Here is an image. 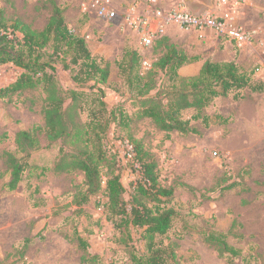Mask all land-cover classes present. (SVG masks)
<instances>
[{"label":"rangeland","instance_id":"obj_1","mask_svg":"<svg viewBox=\"0 0 264 264\" xmlns=\"http://www.w3.org/2000/svg\"><path fill=\"white\" fill-rule=\"evenodd\" d=\"M88 2L0 0V11L8 26L20 21L35 31H43L54 7L58 6L71 32L86 40L91 55L103 65L110 64L111 74L103 86L105 101L110 108L120 106L127 118L124 122L111 123L106 136L107 143L115 146L121 156L119 169L128 189L126 202L131 200L140 170L129 161L131 146L125 139L142 144L156 164L160 184L174 190L167 205L176 212L172 228L167 235L157 238L161 249L175 255L169 264H264V92L251 87L233 90L202 110L203 115L211 118L208 128L202 120H191L196 111L190 109L182 117L191 120L190 125L197 133H167L160 131L150 119L140 117L138 90L129 88L118 67L127 50L143 53L152 64L166 53L167 44H173L192 58L212 62L230 60L231 56L224 53L211 55L204 45L207 37L221 41H230L229 38L220 37L212 30L203 34L179 29L163 34L168 42L145 50L136 33V36L130 33V29L125 32L121 22L99 20L94 7L85 13L82 6ZM148 2L111 0L118 10ZM160 3L171 9L182 5L183 0H160ZM232 16L233 25L255 35L252 44L244 46V50L232 42L238 51L235 61L250 76L252 86L264 85V0H249ZM47 52L51 54L52 49L48 48ZM64 61L68 65L69 58L55 57L51 64L67 109L72 104L68 91L76 89V84L72 79L74 67L68 65L70 69H66ZM22 72L12 64L1 66L0 87L13 84ZM155 80L158 88L170 86L162 73ZM46 98V92L39 86L0 100V264H83L85 255L99 256L102 264H135L134 255L139 258L146 255L140 232L116 228L106 209L104 189L88 203L79 205L86 190L84 174L56 169L63 164L65 155L77 153L81 145L60 140L61 131L49 140L37 131V127L45 126ZM89 104L86 97L78 101L77 123L88 122ZM65 128L70 131L69 126ZM65 128L59 130L66 131ZM22 131L39 133L40 147L20 152L16 135ZM7 154L26 158L28 162L14 191L7 188L11 180ZM127 207L130 209V205ZM211 232L226 234L228 244L241 254L221 256L219 246L205 241ZM79 236L88 241L87 252L79 247Z\"/></svg>","mask_w":264,"mask_h":264},{"label":"trees","instance_id":"obj_2","mask_svg":"<svg viewBox=\"0 0 264 264\" xmlns=\"http://www.w3.org/2000/svg\"><path fill=\"white\" fill-rule=\"evenodd\" d=\"M163 42H168V38L163 36L154 47ZM48 48L52 49L51 54L47 52ZM61 56L69 58L68 65L75 68L72 69V79L76 89L68 91L72 104L67 109L64 108L65 98L57 87L55 68L51 64L55 57L60 59ZM142 60L143 57L138 51L127 50L118 67L129 88L138 90L141 98L140 117L150 119L163 132L197 133L190 125L191 120H202L208 128L211 118L203 115L202 110L214 99L226 97L233 90L247 87L256 92H264V85L252 86L250 76L235 61L217 63L207 60L197 76L181 77L180 69L199 58L189 57L173 44H167L166 53L153 62L146 72H141ZM7 64H12L23 72L13 84L0 87V100L42 86L47 94L44 107L45 126L37 127V131L45 135L47 140L61 131L60 140L81 145L77 153L65 155L63 164L56 168L58 171L77 170L84 174L86 190L81 195L79 205L88 203L93 195L104 189L107 197L106 209L116 228L127 231L137 229L145 242L146 255L141 258L134 255V263L169 264L174 260L175 255L161 249L157 241L158 237L167 235L172 228L176 212L167 205L173 198L174 190L160 184L156 164L150 155L141 143L135 144L129 139H125L133 149V157L129 161L139 166L140 175L133 184L130 202L125 200L128 189L123 184L119 169L121 156L115 146L107 143L106 136L111 123L124 122L127 118L120 106L110 108L105 101L103 86L107 84L111 74L110 64L103 65L91 55L86 40L71 32L65 22L64 13L58 6L54 7L43 31H35L20 21L8 26L3 12L0 11V67ZM64 64L66 69H70L66 61ZM159 73L166 77L170 84L168 88H158L155 78ZM153 91L157 92L152 96ZM81 97L90 100L89 120L83 125L75 121V111ZM190 109H194L196 113L191 120L183 119V112ZM60 126H69L70 131L66 128L67 132L59 130ZM39 133L19 132L16 135L19 151L38 149L41 145ZM6 163L11 172L7 188L14 191L22 181L28 162L26 158L7 154ZM226 238L224 233L211 232L205 237V241L209 245L219 246L221 256H239L241 252L230 246ZM78 243L87 252L88 241L79 236ZM82 263L102 264V261L97 255H85Z\"/></svg>","mask_w":264,"mask_h":264},{"label":"built area","instance_id":"obj_3","mask_svg":"<svg viewBox=\"0 0 264 264\" xmlns=\"http://www.w3.org/2000/svg\"><path fill=\"white\" fill-rule=\"evenodd\" d=\"M249 0H216L213 10H206L196 17L184 4L166 9L160 0H149L147 4L135 3L126 10L115 8L111 0H90L83 4L85 13H90L94 7L97 18L104 22H122L139 37L140 45L148 50L163 37L169 27H176L183 31L205 33L212 30L220 37L229 38L242 48L252 44L255 39L253 32L242 26L231 23L232 13L239 7L247 4ZM230 19V21H229ZM143 57L141 71L151 68V63ZM129 143V142H128ZM131 146V145H130ZM133 157V149L129 160Z\"/></svg>","mask_w":264,"mask_h":264},{"label":"crops","instance_id":"obj_4","mask_svg":"<svg viewBox=\"0 0 264 264\" xmlns=\"http://www.w3.org/2000/svg\"><path fill=\"white\" fill-rule=\"evenodd\" d=\"M115 23L119 24V22H115ZM124 27H125L124 28L125 32H127L128 29H130L126 25H124ZM175 30H179V29L176 28V27H169L167 29L165 35L167 33H171V31H175ZM129 32L135 35V32L132 31L131 29L129 30ZM205 41L206 42H205L204 45L205 46L207 45V47H208L207 49H209L211 51V53H212L211 55L219 56V54L224 53L226 55L231 56V59L230 60H226V61H216V62L222 63V62H232V61H235L236 60V52H238V51L236 50L237 48H236V46L232 42L227 41V40L226 41H221V40H218L215 37H207ZM242 48H240V49H242ZM242 50H244V49H242ZM242 50L240 51V53L241 54H244V51H242ZM207 60L208 59H205V60L199 59L198 61H196L194 63L188 64V65L182 67L180 69V71H179L180 76H182V77H194V76H197L199 74L200 70L202 69V66L204 65V63Z\"/></svg>","mask_w":264,"mask_h":264},{"label":"water","instance_id":"obj_5","mask_svg":"<svg viewBox=\"0 0 264 264\" xmlns=\"http://www.w3.org/2000/svg\"><path fill=\"white\" fill-rule=\"evenodd\" d=\"M193 1H195L193 3ZM187 8L196 16L199 17L202 12L214 9L213 0H183Z\"/></svg>","mask_w":264,"mask_h":264}]
</instances>
